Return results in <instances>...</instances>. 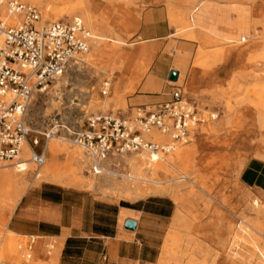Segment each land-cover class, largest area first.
Returning <instances> with one entry per match:
<instances>
[{"label":"rangeland","instance_id":"obj_1","mask_svg":"<svg viewBox=\"0 0 264 264\" xmlns=\"http://www.w3.org/2000/svg\"><path fill=\"white\" fill-rule=\"evenodd\" d=\"M67 1L73 4L77 0ZM227 1L226 4L228 5L223 8L224 11L228 10L231 14H234L237 7H244L248 14L245 24L251 22L252 26L247 31L252 37L249 39L250 42L242 44V46L245 47L249 43H253L256 45L255 53L263 52L264 0ZM85 2L89 8L93 22H96L98 26L97 31L93 32L89 26L83 23L95 36L90 51L84 57L88 62V66L83 70L72 68L53 86L51 91L43 95L38 94L35 102H33L34 107L31 114L33 128L36 131L44 130L47 120L56 114H59L62 119L70 118L72 114V107L70 105L75 99H78L79 104H81V114L88 117L98 112L126 110L128 107L139 103L167 100L173 87L178 86L183 89L186 100L196 105L198 117L203 120V122L195 126V136L192 137L190 143L185 145L178 144L176 146V148L191 149L196 144L202 143L200 155L198 156L196 153L191 154L185 159L184 164L189 171L203 177L208 189V192H204L201 185V187H195L196 192L203 196L204 199V202L200 201L197 205H193L195 213L203 210L205 202L210 201V215L214 210H217L223 213L227 219L230 220L233 218L237 221L233 212L238 214L245 212L246 203L240 201V198L245 194H249L251 198H258L264 204V200L257 196L252 189L238 185L230 177L231 174L229 173L231 162L234 159L238 160L240 157V160L244 162L251 157H260L257 154L258 143L260 142L257 127L262 125L259 120H264V61L256 60L255 62H250L245 56L239 60L237 59V54L234 53L229 60H224L219 63H213V58H211L207 62L210 68L206 69L204 63L200 64L197 72L195 71V74L193 73L191 76L194 60L201 46L204 47L205 51L210 53L216 50L227 49L230 46L228 37H234L239 40L243 36L246 28L241 27L235 35L228 37L220 35L217 31L209 30L202 32L206 35L204 40H193L184 36V33H181L182 28L172 24L170 20L171 10H169L168 24L173 28L171 33L165 37H152L150 41H146L144 38L138 39V36L133 34L129 35L126 32L129 29V0L107 2L105 0H85ZM24 3L35 6L39 10L41 18L47 19L46 24L74 18V16L70 17L63 14L58 16L56 11L51 10L50 7L45 10L30 2ZM133 6L137 7L136 4ZM218 6L222 7L219 4ZM111 23L116 31L124 37L126 44L120 45L112 42H107L105 45L102 44V47H100L102 49L105 46L107 47V45L111 48L113 47L115 55L100 52V54L96 55L95 60H91L94 41H99V35L105 30L103 26ZM195 30L197 33H201L198 27ZM3 41L4 35L1 39V44ZM134 41L136 44L131 45ZM143 49L148 50L145 67H142L140 64L141 51ZM182 49H185L184 51L187 52L188 58L182 64L177 65V69L181 70L182 73L181 80L177 84H169L167 79L168 74L170 71H176L175 59L178 51ZM128 53L129 61H126ZM120 67H122L123 74L117 76L116 71ZM153 74L159 77V87L145 91L144 85ZM117 81H121L119 95H116V91L114 90V84ZM104 82H109L110 86L107 95L102 94ZM107 97H110L111 100L106 103ZM117 99H123V103L121 104ZM213 114L216 118H212ZM34 137L39 139V148H41L44 143V137L37 132H33L30 134L29 140ZM60 143L71 148L80 149L89 161L86 167L80 169L79 174L85 181L89 179V181L93 182L94 186L93 188L86 187L84 189L106 197L125 198L129 200L139 199L127 195L124 191H117L112 185L122 182V174L127 173L129 170L128 158L133 155L138 156V152L124 154L121 159L116 157L110 158L103 164V167L108 172L97 175L93 171L90 159L82 147L74 145L70 140ZM141 153L139 152L138 154ZM146 154L148 155V153ZM114 165L120 168L115 169L113 168L115 167ZM239 166L242 167L243 163L241 162ZM183 168L185 167H179L181 171H185L186 169ZM5 169L13 170L18 184L23 183L25 189L31 184L30 177L36 182L46 179L43 176L39 178L35 177V174L40 169L37 171L36 166L33 164L28 165L27 171L23 173H17L14 168L7 167ZM173 172L177 176L183 174V172L175 170ZM86 175L89 176L86 177ZM163 180V175L148 176L138 186L148 188L153 182L159 184ZM183 184L180 191L186 193L191 185L186 182ZM0 194V205L3 207L11 196V193L1 191ZM211 197L215 199L213 200ZM174 203L177 206L175 201ZM251 213L250 211H246V214L249 216L252 215ZM258 220L261 221L264 228V214ZM172 230L171 225V229L166 234V243L170 240ZM223 230L224 227L222 225H215L214 227L209 225L205 226L204 231H206L208 236H203L202 238L207 242L216 240L223 236ZM175 231L181 232L179 229ZM7 238L8 231L6 230L5 224V227L0 232V253L4 252L7 254V258L0 264H21L26 259L28 253L31 255L29 264H35L36 262H40L41 264H54L53 261L48 263L37 260L35 253L28 251L29 238L15 236L14 242L20 245L21 254H10V249L7 247ZM48 251L54 254L51 247ZM177 258L175 255H171L169 258H163L161 253L159 261H163L164 264H173Z\"/></svg>","mask_w":264,"mask_h":264},{"label":"crops","instance_id":"obj_2","mask_svg":"<svg viewBox=\"0 0 264 264\" xmlns=\"http://www.w3.org/2000/svg\"><path fill=\"white\" fill-rule=\"evenodd\" d=\"M227 2V0H129V29L126 32L146 41H150L152 37H165L173 29L168 24V11L171 10L172 24L182 28L181 33L193 40H204L206 35L202 32L209 30L228 37L235 35L241 27L246 28L239 40L228 37L230 46L227 49L210 53L201 46L194 60L191 76L200 67L201 63H197L200 52L205 53L206 69L210 68L207 62L217 53H221V58L213 63L229 60L234 53L239 60L245 56L250 62L264 61V51L255 53V44L242 46L250 42L249 39L252 37L247 31L252 26L251 22L245 24L248 15L245 8L237 7L234 14H231L228 10H223L227 7ZM134 4L137 7H134ZM197 27L201 33L196 32ZM244 36L246 41L241 42ZM135 44V41L131 43ZM184 50H179L175 59L178 79L170 81V71L167 78L169 84H177L181 80L182 73L177 69V65L188 58ZM147 56L148 50L143 49L140 59L142 67L146 65ZM126 61H129V53ZM158 87L159 77L153 74L146 81L144 90L150 91ZM177 87L174 86L173 89ZM171 92L167 100L170 99ZM167 100L139 103L116 112L98 113L120 115L137 105L155 106ZM43 147L44 145L41 148L38 146L36 150L40 152ZM115 157L122 158L117 156L110 158ZM45 158L46 161L53 159L48 147L45 149ZM240 159L239 157L238 160L234 159L231 162L230 177L241 187L252 189L264 200V159L251 157L244 162ZM241 162L242 167L239 166ZM35 177L38 178L37 174ZM29 179L31 184L8 214L6 230L17 237L29 238L28 251L34 252L37 260L48 263L53 261L54 264H157L161 253L163 257L166 234L171 229L177 210L171 197L150 195L136 200L113 198L51 179H42L40 182L31 177ZM128 220L136 222L134 230L126 228ZM50 247L54 254L48 251Z\"/></svg>","mask_w":264,"mask_h":264},{"label":"built area","instance_id":"obj_3","mask_svg":"<svg viewBox=\"0 0 264 264\" xmlns=\"http://www.w3.org/2000/svg\"><path fill=\"white\" fill-rule=\"evenodd\" d=\"M17 18L8 25L3 17ZM39 10L19 0H0V172L12 166L17 173L27 171L28 165L37 171L46 162L45 149L52 139L70 140L82 147L91 161L95 174H101L102 165L112 156L122 157L131 152L148 153L154 160H162L177 144L192 141L195 126L203 122L197 107L186 100L181 87L174 88L170 99L158 105H137L126 113L113 115L97 113L85 117L80 104L71 102L72 114L62 119L59 114L47 120L42 131L33 128L31 114L36 97L48 93L72 68L84 69L95 36L79 18L39 24ZM245 38L242 42H245ZM110 86L104 82L102 94ZM157 130L170 138L157 143L145 137ZM44 137L43 150L36 148L37 137ZM29 147V157L23 152ZM30 256L21 264H29Z\"/></svg>","mask_w":264,"mask_h":264},{"label":"bare ground","instance_id":"obj_4","mask_svg":"<svg viewBox=\"0 0 264 264\" xmlns=\"http://www.w3.org/2000/svg\"><path fill=\"white\" fill-rule=\"evenodd\" d=\"M20 1L30 2L45 10L50 7L51 10L56 11L58 16L61 14L70 17L74 16V18H79L85 25L89 26L93 32L97 31L98 26L96 22H93L85 0H77L73 4L67 0ZM3 15L8 24H14L18 21L17 18H8L4 12ZM46 20V18H43L39 24H46ZM103 27H105V30L99 35V41H94L91 60H95L96 55L100 54V52L115 55L113 47L111 48L107 45V47L105 46V48L102 49L100 48L102 44L105 45L107 42L120 45L126 44L124 37L116 31L112 23ZM2 38L3 34L0 33V44ZM243 38L246 40L244 36L241 38V42ZM3 43L0 46H2ZM220 58L221 53H217L213 56V61L216 62ZM205 60V53L200 52L197 56V63L203 64ZM87 66L88 62L84 58L83 67L86 69ZM122 74L123 70L122 67H120L116 71V75L120 76ZM120 89L121 81H117L114 84L116 95H119ZM110 100L111 98L107 97L105 102L107 103ZM117 100L121 104L123 103V99ZM73 102L79 104L78 99H75ZM212 118H216L214 114ZM259 121L262 125L257 127V132L260 137L257 154L264 159V120L262 119ZM145 137L157 143L168 142L170 140L168 136L161 134L157 130L146 133ZM60 142L62 141L59 139H52L48 143L47 147L53 159L46 161L44 166L36 173L37 177L43 176L46 179L80 188H93L94 183L89 181V179L85 181L79 174L80 169L89 164L85 154L78 148H71ZM201 147L202 143L196 144L191 149L175 147L173 151L171 150L159 161L154 160L145 152L141 154L137 153L138 156L133 155L128 158L127 163L129 165V170L127 173L122 174V182L112 185L117 191H124L127 195L136 198H143L153 194L168 195L177 203V210L172 222L173 230L170 233L171 237L163 249V258H169L171 255L178 257L173 264H264V228L261 221L258 220L264 214V204L258 198H251L249 194H245L240 198V201L246 203V210L239 214L231 211L234 213V217L237 218V221L233 218L230 220L227 219L223 213L217 210H214L210 215V201L205 202L204 208L200 212L198 211L195 213L193 210V205H197L200 201L204 202L203 196L196 192L195 187L202 186L201 188L204 192H208V189L203 177L189 171L184 164L185 159L191 154L196 153L199 156ZM23 152L25 157L28 158L30 152L26 143L24 144ZM61 157H63L62 160ZM183 166L185 167L183 169H186L185 171L183 170L185 174L179 169V167ZM5 168L0 172V192L4 191L6 193H11V196L3 207L0 205V232L5 227L8 214L12 212L25 190L23 183L18 184L13 170H7ZM8 168L13 167L8 166ZM173 170L183 172V174L177 176ZM104 172L108 171L102 165L101 173ZM159 175L164 176V180L161 181V183L155 184L153 182L148 188L138 186L142 183L144 178ZM88 176L89 175H86V177ZM185 182L190 184L191 187L186 193H182L180 190ZM211 198L213 200L215 199L214 197ZM246 211L252 212V215H247ZM208 225L211 227L222 225L224 227L223 236L207 242L202 237L208 236L206 231H204V227ZM177 229L181 230V232L175 231ZM182 231H184V233H182ZM15 236L14 233L8 231L7 247L10 249V254L19 255L21 254L20 245L14 242ZM28 255L31 256L29 253L27 256ZM5 258H7V254L4 252L0 253V263L4 262ZM37 264L41 263L38 262ZM158 264H164V262L159 261Z\"/></svg>","mask_w":264,"mask_h":264},{"label":"water","instance_id":"obj_5","mask_svg":"<svg viewBox=\"0 0 264 264\" xmlns=\"http://www.w3.org/2000/svg\"><path fill=\"white\" fill-rule=\"evenodd\" d=\"M178 79V73L176 71H171L169 75L170 81H176ZM126 228L129 230H134L136 228V222L133 220H128L126 223Z\"/></svg>","mask_w":264,"mask_h":264}]
</instances>
